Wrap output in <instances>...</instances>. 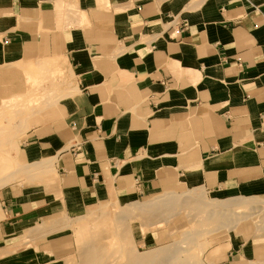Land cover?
<instances>
[{
    "label": "crops",
    "instance_id": "1",
    "mask_svg": "<svg viewBox=\"0 0 264 264\" xmlns=\"http://www.w3.org/2000/svg\"><path fill=\"white\" fill-rule=\"evenodd\" d=\"M39 70L69 91L0 191V264H66L69 220L103 203L264 198V0H0V102ZM223 244L264 264V234Z\"/></svg>",
    "mask_w": 264,
    "mask_h": 264
},
{
    "label": "rangeland",
    "instance_id": "2",
    "mask_svg": "<svg viewBox=\"0 0 264 264\" xmlns=\"http://www.w3.org/2000/svg\"><path fill=\"white\" fill-rule=\"evenodd\" d=\"M46 76L48 74H44V71H36L34 79L30 78V82L22 83L23 87H21V90L23 93L7 101L0 102V167H2L0 168V191L17 181L16 176L20 168L18 150L21 139L30 129L52 121V116L59 112L64 92L66 90L69 91V88L65 86L67 82H49ZM59 76V72L51 74L54 80ZM55 105L57 106L55 107ZM49 107L50 109L45 111L43 118H32L35 113H40ZM29 118L32 119L28 121ZM182 197H194L193 199L196 202L188 201V206L184 208V206H180L182 204ZM164 198H174L176 201L174 200V204H171L172 207L169 205L170 209H168V212L167 208L169 206L163 208V210H159L163 211L161 215L158 212L156 215H153L155 217L151 215V218L148 216L149 213L139 209V204L137 207L136 205L128 206L118 201H111L92 208L88 214L82 217L69 220L68 233L75 239L76 247L73 252L74 256L66 264H85L81 256L88 254L86 249L95 251L93 248L101 246L103 252L99 257L101 259L100 264H111L114 260H119V263H127L126 257L128 256L126 253L130 252L161 255L167 250H177L178 248L182 256L171 257L173 259L169 261V264H179L184 261V264H220L225 258L223 256L227 247L223 242L227 239H231L236 234H242L247 238H249L250 234H253L254 237L263 236L264 234V198L243 196L225 201L210 197L203 192L190 191L184 194L168 193L163 196H152L139 203L144 204ZM240 200L249 203L247 205L243 204V206L241 204L233 205V203ZM194 204L202 206L203 209L205 207L211 208L214 205H220L222 208L221 212L224 214L223 216L226 215V218L231 212H245L247 218H240V222L236 225L234 224L235 226L229 224V227L234 226L233 229L232 227L228 228V226L221 229L219 226L218 232V226L210 222L196 224L194 221H190L188 216L190 210H193L192 208L195 207ZM233 213L229 217H235V213L234 215ZM117 215L118 217L127 216V220L126 218L124 220L125 223L123 222L122 225L117 224ZM195 215L197 217L202 216L198 212ZM149 220L155 223V225ZM148 223H151L153 227L151 224L149 226ZM125 224L127 225L124 226ZM211 225H214V227ZM118 226H121V230L127 227V232L130 231L128 232V238L120 241L121 231H119L120 228ZM190 233H196L195 238L193 236L190 240L185 241L184 236ZM152 236L157 240L156 245L143 246L142 249H138V239H151ZM215 253L217 254L216 259H211L210 255ZM164 257L163 259L161 257L162 261L165 258L168 259V257Z\"/></svg>",
    "mask_w": 264,
    "mask_h": 264
},
{
    "label": "bare ground",
    "instance_id": "3",
    "mask_svg": "<svg viewBox=\"0 0 264 264\" xmlns=\"http://www.w3.org/2000/svg\"><path fill=\"white\" fill-rule=\"evenodd\" d=\"M43 102V101H42ZM8 135V134H7ZM1 147V146H0ZM3 166H4V164H3ZM0 168H2V167H0ZM1 170V169H0ZM7 177H8V175H7ZM9 178V177H8ZM7 178V179H8ZM5 181V180H4ZM194 197H182L181 199H182V204H180V206H184V208H185V206H188L187 205V203H188V201H191V202H193V203H195L196 201L193 199ZM174 198H164V199H161V200H158V199H156L155 201H151V202H149V203H144V204H139V209L140 210H142V211H144V212H147V213H149V217L152 215H156V213H158V214H162L163 213V211H159V210H163V208H167L169 205L172 207V205L171 204H174L173 202H174ZM176 201V200H175ZM238 202V203H237ZM237 202H235V203H233V205H237V204H241L242 206H243V204L245 205H247L249 202H246V201H243V200H240V201H237ZM184 204V205H183ZM186 204V205H185ZM195 205V204H194ZM137 207H138V205H136ZM135 206V207H136ZM170 206H169V208H167V212L169 211L168 209H170ZM191 207V206H190ZM189 207V208H190ZM162 208V209H161ZM192 208V207H191ZM190 208V209H191ZM205 208H207V209H205ZM204 209H203V207L202 206H198L197 204L195 205V207L194 208H192L193 210H190V212H189V218H190V221L191 222H193L194 221V223H196V224H205V223H211V224H215V226L217 225L218 227H217V231L219 230V228L221 227V229H223V228H226V226H228V228H231L232 227V229L234 228V226L236 225V224H238V222H240L239 220H240V218H242V217H246L247 218V215H246V213L245 212H242V213H236V212H234L235 213V215H234V213L233 212H231V214L233 213V215L235 216V217H229L230 215H227V218L225 217V216H223L224 214L221 212L222 211V208H221V206L220 205H214V206H212L211 208L210 207H205ZM134 209V208H133ZM135 209H137V208H135ZM138 210V209H137ZM137 210H135V211H137ZM165 210V209H164ZM162 212V213H161ZM201 213L202 214V216L201 217H197V215H195L196 213ZM191 213V214H190ZM137 214H138V212H137ZM141 214V213H140ZM157 214V215H158ZM173 214V213H172ZM145 216H146V214H145ZM151 216V217H152ZM175 216V215H174ZM232 216V215H231ZM117 217H118V215H117ZM127 217V216H126ZM126 217H124V216H121V217H118V219L116 220V223L117 224H123V222L125 223V218ZM150 217V218H151ZM153 217H155V216H153ZM173 217V216H172ZM229 217V218H228ZM129 218V217H128ZM146 219H147V216H146ZM152 219H154V218H152ZM162 219V218H161ZM126 220H127V218H126ZM163 220V219H162ZM165 220V219H164ZM243 220H245V219H243ZM149 221H151V220H149ZM154 221V220H153ZM241 221H242V219H241ZM152 222V221H151ZM155 222V221H154ZM162 222V221H161ZM160 222V223H161ZM164 222V221H163ZM159 223V224H160ZM149 224V223H148ZM151 224V223H150ZM150 224H149V226H150ZM152 224L153 225H155V223H153L152 222ZM151 224V226L153 227V225ZM229 224H232V225H234V226H231V227H229ZM127 224H125L124 226H126ZM161 225V224H160ZM159 225V226H160ZM144 226V225H143ZM148 226V225H147ZM211 226H213L214 227V225H211ZM220 226V227H219ZM224 226V227H223ZM119 227V226H118ZM121 227V226H120ZM119 227V228H120ZM122 228H123V226H122ZM125 228V227H124ZM211 228V227H210ZM236 228V227H235ZM127 227L123 230H121V228H120V230L119 231H121V234H120V241H122V240H124V239H126V238H128L129 237V235H128V232H130V231H128L127 232ZM129 230V229H128ZM215 231V230H214ZM213 232V231H212ZM219 232V231H218ZM196 233H190V234H186L184 237V239H185V241L187 240H190L191 238H193V236H194V238H195V235ZM117 235V234H116ZM128 244H129V242H128ZM122 245V244H121ZM104 247V246H103ZM122 247V246H121ZM95 251H90L89 249H86L88 252V255H93V256H96V259H95V261H96V264H100L99 262H100V256L102 255L101 253L103 252L102 251V246L101 247H95V248H93ZM179 249V248H178ZM175 250V249H173V250H167L166 252H164V253H162L161 255L160 254H152V253H147V254H137V253H132V252H130V253H126L127 254V256L128 257H126L127 258V263H124V262H122V263H119V260H114L111 264H169V261L170 260H172L173 258H175L174 256H180L182 253H181V251H180V249L179 250ZM132 250V249H131ZM186 250V249H185ZM183 251V250H182ZM184 252V251H183ZM186 252V251H185ZM105 253V252H104ZM116 255V254H115ZM104 256V255H103ZM112 256H114V255H112ZM159 256H161L162 257V259H163V257L165 256V257H168V259L167 258H165L163 261H162V259H161V257L159 258ZM182 256V255H181ZM117 257V256H116ZM171 257H173V258H171ZM122 258V257H121ZM161 259V260H160ZM166 259H167V261H166ZM179 260V259H178ZM181 261V260H180ZM179 261V262H180ZM183 261V260H182ZM185 262V261H184ZM184 262H180L181 264H184ZM179 263V264H180Z\"/></svg>",
    "mask_w": 264,
    "mask_h": 264
}]
</instances>
